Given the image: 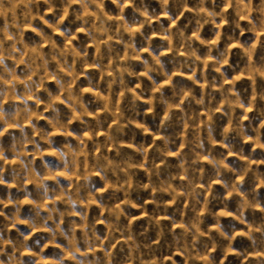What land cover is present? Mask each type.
Wrapping results in <instances>:
<instances>
[{"label":"clouds","instance_id":"clouds-1","mask_svg":"<svg viewBox=\"0 0 264 264\" xmlns=\"http://www.w3.org/2000/svg\"><path fill=\"white\" fill-rule=\"evenodd\" d=\"M110 2L118 9L115 15L105 10L106 0H0V17L4 19L0 28V186L8 189L0 196V264H177L176 256L183 258V264H230L229 256L238 264H264V218L257 223L248 215L251 209L264 212V203L255 188L252 192L243 190L249 173L264 187V173L259 171L264 160L246 156L242 146L252 141L264 149L260 129L251 128L247 115L256 109L260 127H264V108L256 103L264 102V86L257 90V80L264 81V60L253 59L256 48L264 45V0H195L194 6L189 0ZM41 4L46 7L42 9ZM186 12L192 16L183 27L177 26ZM70 14V26L63 27ZM48 15L53 19H47ZM35 21L40 24L35 25ZM206 25H211V39L201 36ZM26 27L40 38L31 48L24 40ZM226 27L228 32L224 31ZM189 28L191 34H187ZM45 29H51L52 34ZM76 33H83L87 39L79 40ZM137 34L144 41L142 49L137 48ZM154 34L166 41V51L173 54L171 71L162 60L165 46L157 54L152 50ZM54 35L67 43L58 45ZM72 41H78V45ZM197 42L207 49L203 56L195 46ZM114 44L122 45L124 53ZM93 45L95 54L90 57L88 48ZM44 46L49 47V53L43 52ZM231 48L240 50V60L234 64L230 63ZM141 51L147 52L151 61L143 58ZM8 59L15 65L9 67L5 63ZM133 59L142 64V72L134 70L130 63ZM19 65L24 67L18 75ZM85 66L99 70L100 80L94 81L84 71ZM209 66L218 74L211 79ZM229 70L233 74L243 72L251 80L250 99L246 90L237 87L240 77H230ZM186 72L192 84L200 86L199 96L192 87L173 82L174 76ZM81 76L87 81L86 87L78 86ZM141 76L149 81L148 87L142 86ZM157 76L166 82L170 94ZM130 78L138 82L130 86ZM48 80L55 83L56 92L46 86ZM41 90L46 99L41 98ZM85 91L93 93L90 102L85 99ZM6 103L14 107L12 113L6 112ZM158 106L162 115L153 130L146 118L152 115L155 123ZM237 109L242 111L237 114ZM217 112L227 119L220 140L214 120ZM41 119L46 121L45 126L39 124ZM173 121L178 131L170 133ZM74 122L79 123V131L70 127ZM55 130L63 133L62 146L53 138ZM233 133L242 142L239 149L230 140ZM138 134L145 137L140 142ZM6 135L10 141L7 144ZM149 135L153 137L151 142L146 139ZM217 144L226 152L217 153ZM125 148L131 151L125 152ZM46 155L56 158L55 167ZM229 156L245 163L233 167ZM169 157H175V161ZM203 162L213 171L207 183ZM141 170L146 183L134 180ZM226 173L239 179L230 182L224 178ZM93 177L99 178L101 187L97 188ZM213 181L226 193L217 197L224 208L220 212L208 209ZM108 189L114 203L104 202L102 193ZM140 191L150 192L146 203L154 205L151 213L145 204L133 200V193ZM233 194L240 199L235 211H230ZM164 195L171 197V203L186 202L184 208L177 207L169 215ZM60 204L65 205L63 210ZM92 204L101 209V215L89 222L88 207ZM24 205H31L34 216L24 217ZM9 207L10 213L5 211ZM131 209L147 216V226L139 235L132 228V221L139 217L133 216ZM202 212H207L214 224L206 225ZM65 217L78 220L70 219L65 229ZM122 217L128 223H123ZM222 217L233 218L230 228ZM162 220L170 224L164 225ZM97 224H104L107 231L101 233ZM19 225L26 229L21 230ZM37 232L47 236L41 237L43 243L37 240L34 248L29 241ZM151 232H155V238ZM238 242L242 246L238 247ZM49 246L58 249L54 258L46 255Z\"/></svg>","mask_w":264,"mask_h":264},{"label":"rangeland","instance_id":"rangeland-1","mask_svg":"<svg viewBox=\"0 0 264 264\" xmlns=\"http://www.w3.org/2000/svg\"><path fill=\"white\" fill-rule=\"evenodd\" d=\"M189 4H190V6H194L195 0H189ZM154 6H156L158 8L157 5H154ZM45 7L46 6L41 4V8L42 9L45 8ZM73 7H79V6L78 5H73ZM105 10L108 11L110 14H113V15H115L118 12V9L115 7V5L111 4L110 0H106ZM126 11L128 13H130L131 9H127ZM70 13H71V10H70ZM191 16H192V13H187L186 12L185 13V17L181 18L178 21V25L177 26L183 27L187 23V18H189ZM46 18L49 19V20L53 19V17L51 15H48ZM72 20H73V16L70 14L69 17L65 20V23H64L63 27L70 26V21H72ZM3 23H4V19L2 17H0V28L3 27ZM164 23L167 25L168 21L164 20ZM242 23H244V22H242ZM34 24L35 25H39L40 22L39 21H35ZM72 27H73V30L75 31V26H72ZM153 27H155V24L153 25ZM210 29H211V25H206L204 27V30L201 33V36L204 39H211L212 38V34H211ZM45 30L49 34H52L51 33V29H45ZM173 30H175V28H173ZM144 31L147 33V32H149V29H147V27H146L144 29ZM224 31L228 32L229 29L226 27L224 29ZM76 34L78 35L79 40H86L87 39L84 36L83 33H76ZM187 34H191V28H189ZM0 35H2V34H0ZM246 36H247V33H246ZM39 39L40 38L38 36H36L29 28H27V27L25 28V30H24V40H25V43L28 45L29 48H31L33 46V41L38 42ZM54 39L56 40L57 44L61 45V46H64L67 43L59 35H54ZM125 39H127V36L125 37ZM261 40H264V36L261 37ZM72 43L78 45V41H72ZM89 43H90V41H89ZM136 44H137V48L138 49H142V47L144 46V41L139 36V34H137V36H136ZM162 46H165V55L162 56V60L166 63L168 69L171 71L174 68L173 63H171V61L173 60V54L166 51V41L162 40L161 37L158 34H154L153 38H152V50H153L154 54H157L160 51ZM195 46L200 48V54L202 56L206 53L207 49H206L205 46L199 45L198 42H197V44ZM223 46H224V41L222 39L221 43H220L221 49L223 48ZM101 47H102V50H103V45ZM114 47L119 49L122 54L124 53V49H123L122 45L114 44ZM49 51H50L49 47H47V46L43 47V52L44 53H49ZM88 51H89L90 57L93 56L95 54V46L94 45L90 46L88 48ZM230 51L232 53V56H231V59H230V63L234 64L238 60H240V57L237 55V53L240 50L238 48H231ZM141 55L143 56V58L149 59L151 61V58L149 57L147 52L141 51ZM179 59L183 60L184 57L181 56V57H179ZM253 59H254V61H257V62H259L261 60H264V45H260V46H258L256 48V51H255ZM69 60L71 61V57H69ZM5 63L9 67H12V66L15 65V61L13 59H8V60L5 61ZM121 63H124L123 59L121 60ZM130 63L133 65V68H134V70L137 73L142 72L143 66H142V64L139 61L133 59ZM241 63H243V61H241ZM23 67H24L23 65H19V67L17 68V74L18 75L23 70ZM201 67H203V66L201 65ZM84 71L88 72L89 75L94 79V81L95 80H100L101 75H102L99 72V70L91 68V67H88V66H85ZM207 73H208L209 79H211V77L214 76V75H218L211 69L210 66L207 69ZM153 75L155 76L156 74L153 73ZM189 75H190V73L186 72L184 75L174 76L173 82L176 83L178 86L186 85L188 87H192L194 89L196 95L199 96V94L201 92L200 86L199 85H193L192 81L190 79H188ZM198 75H199V73H198ZM229 75H230V77H234L235 75H238L240 77V79L236 82L237 87L240 88L242 90V92L244 90H246V96H247V98L250 99L251 98V80L247 77V75L245 73H243V72H240V71H237L235 74H233V73H231L230 70H229ZM157 79L159 80V82L162 85H164L165 92L170 94L171 93V89L168 87V85L163 80V78L157 76ZM130 80H131L130 86H134L135 83L138 82L136 80V78H130ZM140 80H143V85H142L143 87H148L149 86V81L145 77L141 76ZM77 83H78V86L86 87L87 81L83 78V76H81ZM46 86L50 90H52L53 92H56V90H57L55 83L53 81H51V80L46 81ZM102 86H106V85H102ZM227 86H230V85H226V87ZM261 86H264V81H261V80L258 79L257 80V90L258 91H259ZM39 94H40L42 99H46V93H44L42 90L40 91ZM84 95H85V99L87 101H89V102L93 99V93H91V92L85 91ZM216 96H217V100H219L220 97H219V93L218 92L216 93ZM147 98L148 97L145 96V99H147ZM29 103L30 104H34V101H30ZM256 103H257V107L258 108H264V102H261V101L257 100ZM127 104H128V101L125 100L124 101V105L127 106ZM58 106L61 109H64L65 111H67V109L65 108L64 105L58 104ZM141 106L145 107V108L147 107V105L143 104L142 102H141ZM93 107H95V105H93ZM39 108L42 110L43 109V104H41L39 106ZM5 110L8 113H12L14 111V107L11 104L6 103L5 104ZM241 111L242 110L237 109V114H239ZM45 115H49V113H45ZM161 115H162V111H161L160 107L158 106L156 108V121H155V123L153 122L152 115H149L146 118L147 122L153 126V130H155V124L159 122V119H160ZM247 115L249 116V118L252 121L251 128H259L260 129L261 142H264V127H260V124H261L262 121L258 118V113H257L256 109L249 110L247 112ZM141 119L143 120L144 118L142 117ZM204 119H207V117L205 116ZM214 120H215V127H216V138H217V140H220L221 139L220 133L222 132L223 128L227 127V119H226V117H223L221 115V113L217 112L215 114V116H214ZM244 123H245V125H248L249 122L246 120V121H244ZM39 124L41 126H45L46 125V121L41 119V120H39ZM70 127L72 129L77 130V131H79V129H80V125H79L78 122H74L72 125H70ZM251 128L249 129V132H250V134L253 137H255V132H252ZM10 131H16V130L15 129H10ZM135 131L137 133H139L140 130L139 129H135ZM176 131H178V128H177L175 122L173 121V123L169 127V132L170 133H174ZM17 135H18V132H17ZM130 136H131V132H129V137ZM53 138L56 140L57 144L62 146L63 141H64V136H63V133L61 131L55 130ZM99 138L102 140L103 136L101 135ZM144 138L145 137H142V136H140L138 134L137 135V142H140ZM146 139L149 142H151L153 137L149 135V136L146 137ZM4 140H5L6 144L10 143L7 135L4 137ZM230 140L236 145L237 149H239V147L241 146V143H242L240 141L239 137H237L233 133V134L230 135ZM156 143L159 144L160 141L157 140ZM242 146L244 148L246 156L251 154L253 160H264V149H261V148L257 147L252 141H248L247 143H244ZM124 151L125 152H130L131 150L125 148ZM215 151L217 153L226 152V149L220 147V145L217 144L215 146ZM111 154L114 155V153H111ZM45 158L48 161H50L53 164V166L55 167V164L57 163L55 157H53L51 155H46ZM169 160L175 161V157H169ZM228 162L230 164H232L233 167H236V168H240L245 163V161L240 160L236 156H229L228 157ZM203 163H204L205 172H206L205 182L207 183L208 177H211L213 175V171H212L210 165H208L206 162H203ZM39 164H40V161H39V159H37V165L39 166ZM252 167L255 169L257 167V165L254 163L252 165ZM259 171L261 173H264V164H260L259 165ZM224 178L229 180L230 182L233 179H236V180L239 179L238 177L234 178L231 173H226ZM61 179H62L63 184L67 185L68 182L66 180H63V178H61ZM93 179L96 181L97 188L102 186L98 177H93ZM134 180H139V181L145 182V183L147 182V178L145 176V173L142 170L139 171L138 176L135 177ZM48 184L50 186H52V187L55 186L53 181H48ZM27 187H29L30 189L33 188L32 185H27ZM254 188H255L256 191H258L260 193V196L258 198L261 200L262 203H264V187H260L259 186V182L255 179L253 174L249 173L248 176L243 181V190L244 191H248V192H252ZM211 189H212L211 195L207 196V198L210 201V203L208 204V209L211 210L212 212L223 211L224 210L223 205L220 202V199H217V197H220V198L224 197L226 195L225 190L221 187V185L219 183H216L214 181L211 184ZM11 190H12V192L14 194L16 193V189L15 188H12ZM7 191H8V189L5 186H0V196L6 195ZM102 195L104 197V202L105 203H114L115 202L114 198L112 197V190L111 189H108V190L104 191L102 193ZM120 195H121V197L123 196L122 193ZM205 195H207V194H205ZM132 198L137 203L145 204V206L147 207L149 213H151L154 210V205L153 204L146 203V201L148 199H150V192L149 191L134 192ZM162 198L169 202V208H168L169 215L174 214L175 210L177 209V207L183 209L184 206H185V203H186V202L171 203V197H169L167 195H164ZM239 199H240V197L238 195L233 194L232 197L230 198L229 209L228 210L235 211ZM59 207L61 208V210H63L65 205L60 204ZM82 207L83 206H81V208ZM5 211L10 213L12 211V209H11V207H9L8 209H5ZM131 213H132L133 216L139 217L138 219H134L132 221L133 231L135 233H137V235H139L141 232H143V230L147 226V216H145L139 209H131ZM104 214L106 215V213H104ZM23 215H24V217L34 216V213L31 211V205H24ZM43 215H46V213H44ZM88 215H89V222H92L93 219H95L96 217H99L101 215V209L98 208L95 204H92V205H90L88 207ZM188 215H191V213L189 212ZM202 215H203V217L205 219V224L206 225L214 224V220L212 219L211 216L208 215L207 212H202ZM248 215H249V219L250 220H253L254 222H257V223L261 220V218H264V212H261L258 209L249 210ZM177 218L179 219V216H177ZM57 219H58V217H57ZM70 219H77L78 220V217H65V221H64V225H63V227L65 229L69 228V220ZM121 219H122L123 223H128V221L125 220L123 217ZM221 219H222L223 223L225 224L226 228H230V225L233 222V218L232 217H227V218L222 217ZM0 222H3V217H0ZM161 222L164 225H169L170 224V221H168V220H162ZM51 224H52V222L50 221L49 225H51ZM19 227L21 228V230L26 229L25 225H19ZM241 227L243 228V226H241ZM97 229L101 233H105L107 231L104 224H97ZM176 231L179 232L180 229L177 228ZM78 235H79V232H78ZM150 235L153 238H155V232H151ZM12 236L16 237L15 230H12ZM46 236H47V233L37 232V233H35L32 236V239L29 241V243L32 244L33 247L35 248L36 247V241L40 240V242L43 243L44 241L41 240V237H46ZM237 246L239 247V246H242V245H241L240 242H238ZM57 252H58V249H56V248H54L52 246H49V248L46 250V255L49 258H54ZM165 254H167L166 251H165ZM216 255L219 258V256H220L219 251H217ZM175 259L177 260V264H183V258L182 257L176 256ZM25 260L26 261L29 260V257L25 256ZM229 262H230V264H238V261H236L235 258L232 257V256H229ZM169 264H170V262H169ZM225 264H228V261H226Z\"/></svg>","mask_w":264,"mask_h":264}]
</instances>
